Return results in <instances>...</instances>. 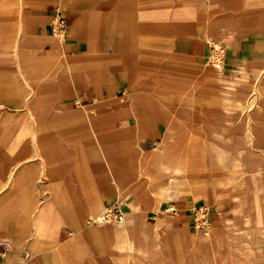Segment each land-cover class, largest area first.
<instances>
[{
    "label": "crops",
    "instance_id": "obj_1",
    "mask_svg": "<svg viewBox=\"0 0 264 264\" xmlns=\"http://www.w3.org/2000/svg\"><path fill=\"white\" fill-rule=\"evenodd\" d=\"M159 2L0 0V264H179L180 244L190 231L158 210L177 202L182 192L173 200L161 196L172 170L166 153L150 163L158 151L150 137L160 132V145L168 135L162 128L152 129V122L129 117L134 109L129 96L143 93L162 119L172 115L181 121L178 112H168L174 104L165 102L163 94L182 85L179 73L184 71L193 97L182 101L193 122L200 127L224 123V113H212L224 110L223 82L204 64H196L208 39L218 36L207 29L216 18L222 21L220 32L226 34L222 39L233 69L223 76L236 78L234 93L242 98L249 90L260 95L251 129L257 149L248 156L242 147L229 156L240 153L246 162L245 186L236 190L249 188L246 198L254 193L264 208V193L259 192L264 183L258 178L264 145L256 138L264 137V78L254 82L264 74V0H175L171 11L160 9ZM57 9L65 12L70 26L66 40L55 33ZM166 56L173 65L170 72L164 69ZM239 78L247 80L244 87ZM197 86L216 88V96L199 102ZM122 91L126 97L118 96ZM138 126L146 129L144 137L133 131ZM191 127L185 130L186 139L204 141L209 128L194 135ZM231 127L232 140L245 144L246 119L236 116ZM205 150L201 183L213 181L214 173ZM250 172L255 174L252 181L245 177ZM224 192L212 205L205 198L198 202L216 207ZM95 200L105 207L125 200L138 208L124 231L143 248L132 252V260L127 249L110 247L109 238L122 230L119 222L98 225L88 214ZM232 212L229 218L215 219L216 242L243 231L247 214L238 205ZM233 220L236 228L227 224ZM249 238L252 249H264V223H252ZM214 249L225 247L215 243Z\"/></svg>",
    "mask_w": 264,
    "mask_h": 264
},
{
    "label": "rangeland",
    "instance_id": "obj_2",
    "mask_svg": "<svg viewBox=\"0 0 264 264\" xmlns=\"http://www.w3.org/2000/svg\"><path fill=\"white\" fill-rule=\"evenodd\" d=\"M175 0H161L160 9L171 11L173 9ZM173 4L171 9H168L170 4ZM66 15V14H65ZM67 20V17H66ZM208 21H210L208 19ZM55 21V25H56ZM236 23H229L230 25H235ZM222 21L220 18H216L209 22L208 30L209 32H213L216 35L211 37V40L208 39V43L204 47L205 52L202 56H198L196 61L197 65L204 64L207 70H209L210 74L215 77V73L217 78L221 80L224 84V81L227 79L232 80L233 76H225L223 79L219 78L218 73L221 75H228L233 69L228 64L230 63L228 60L227 49L224 40L226 34H222L220 32ZM70 31V26L68 25V32ZM67 34H61L55 29L56 35L61 38L62 40H66ZM230 31L227 33L228 37L231 38L229 35ZM195 34L196 31H195ZM220 36V37H219ZM233 37V36H232ZM212 43V44H211ZM215 45L223 46L222 51H217ZM75 51H72L74 53ZM231 58V57H230ZM236 59V56H233ZM166 61L164 62L165 71L170 72L168 69L171 68V65L168 60L169 57H165ZM183 69V68H182ZM178 73V72H177ZM180 83L182 84L179 88L170 87L168 88V93L163 94V98L165 102L172 103L174 105H169L168 112L174 113L178 112L181 116V121H178L175 116H167L166 119L161 118V114H157L151 106V103L147 98L144 97L143 93H133L129 96V102L133 103V115L129 117H133L137 122L145 121V122H152L153 127L152 129L162 128L163 133L165 134L164 137H167V141L161 142L162 135L160 132L155 133L150 137L151 139V146H160V151L157 154L151 156L150 163L156 159L158 155H162L166 153L168 160L172 161V170H171V177L169 179V183L166 185H172L173 182L176 183L177 190H179L178 195L182 192L180 199L178 201H171L169 204L166 203L161 209L158 210L159 214L165 215L167 218L175 220L181 227L187 228L190 231V238L186 239V241H182L180 244V258L179 264H264V249H252V224L246 226V222L248 221V213L244 211L243 208L248 207V199L246 198V194L249 188L244 189H235L233 185H226V175L221 166L215 164V152L210 149L208 145H206L207 136L204 131V141L199 140H187L185 136V130L189 126H192V132L194 135H201V129H205V127H210L212 125L220 124L217 122H212L211 124H206L205 127H200L198 124L194 123L192 118L189 116L190 107L183 103V100L189 101L193 97L192 90L190 91L191 87L188 85L189 77H187V73L184 71H180ZM240 76V75H239ZM213 77V78H214ZM264 78V74L255 79V83L257 84ZM224 80V81H223ZM97 81V80H95ZM176 80V82H179ZM240 85L245 86L247 84V80L240 79ZM201 86V85H200ZM243 86V87H244ZM198 87V86H197ZM207 90V91H206ZM175 92V93H174ZM217 89L216 88H204L198 87L196 89L197 99L199 102H204L205 97L206 100H210L209 98L216 96ZM235 92V90H234ZM232 94L233 100L231 106L237 104L239 102L240 106L244 102V106L242 109L239 110H232L231 120L234 119L236 116L240 118L246 119V133L243 138V142L247 145L245 147L246 155L249 156L248 152L254 153L255 147L254 141L251 136V129H252V119L253 113L257 110L260 106L259 101V94L254 90H249L247 92L246 97L242 98V96L238 95L237 93ZM118 96L126 97L125 92H119ZM244 99V101L242 99ZM210 102V101H209ZM234 103V104H233ZM174 110H173V109ZM225 108V106L223 107ZM225 111L221 109H214L212 113L214 114H223ZM236 115V116H235ZM128 117V116H127ZM220 119V118H219ZM165 121V122H163ZM219 121V120H218ZM224 121V120H223ZM226 122L220 124L224 125ZM166 125V126H165ZM175 128V132L177 133L176 136H173V129ZM201 128V129H200ZM248 128V129H247ZM150 128V130H152ZM133 131H138L139 136L144 137L145 133L147 132L144 126H138ZM132 131V132H133ZM261 146L264 145V137L261 134L260 136H256ZM159 145V146H158ZM206 145V146H205ZM209 153V161L212 164V168L214 170L213 173V181L208 179L207 182L201 183L203 177L201 176L204 171L200 172V170L205 169V153L206 150ZM252 159V157H250ZM202 164L204 166H202ZM176 170H180L178 175H175ZM261 170L263 176L261 178V183H264V163L261 166ZM196 176V177H194ZM175 177V178H174ZM251 181L255 178L254 172H250L249 174L245 175ZM201 181V182H200ZM256 181V180H255ZM124 180L122 179L121 182L118 184V191L119 195H123V191L125 190L122 187ZM168 182V180H166ZM242 182V180L238 181ZM210 187L208 190L207 188ZM255 187H257L255 185ZM214 188V189H213ZM208 190V192H207ZM214 190V193H213ZM225 190L224 194L229 197L224 196L221 205H217L216 207L204 205L203 202H198L200 199L205 198L209 201V205H212L216 199L222 198L221 191ZM238 193V195H237ZM235 196H238L237 199H234ZM263 198L261 197V200ZM125 200H119V204L108 205L105 207L102 204L101 210L106 211L109 207H122L126 206L124 203ZM235 205H238L240 209V213L247 214L245 223H241V230L243 229L244 232H234L231 236H229L228 240L225 242H216L213 240L215 232L217 230V224L215 219L224 215V217L229 218L232 216L234 212L233 209ZM123 210V209H122ZM200 210H205L207 212V217L205 221V225L201 223V220L198 216ZM130 209L127 208L124 211L125 219L127 214L129 213ZM242 211V212H241ZM239 212V210L237 211ZM236 212V213H237ZM89 214V213H88ZM90 215V214H89ZM91 216V215H90ZM92 217V216H91ZM93 218V217H92ZM95 223L98 225H109L110 222H101L96 218H93ZM117 221H112V223H116ZM234 223V220L232 221ZM118 226H121L120 223H117ZM228 224V222H227ZM251 227V228H250ZM246 232V233H245ZM249 237H247V235ZM239 235V236H238ZM245 235V236H244ZM113 236V235H112ZM110 237V247L112 248L113 244V237ZM237 238H236V237ZM233 237V238H232ZM242 237V238H241ZM245 237V238H244ZM238 239V240H237ZM242 241H241V240ZM214 241V243L212 242ZM247 240V241H246ZM239 241V242H238ZM234 242V243H233ZM221 246L223 245L225 249H214V246ZM245 245V251H241L238 249L239 245ZM194 245L200 247V249H194ZM101 249V248H100ZM252 251V253L250 252ZM248 252V253H247ZM256 252V253H255ZM260 252V253H258ZM254 253V254H253ZM7 257L6 255L3 256L5 260ZM262 258V259H261ZM252 259V260H251ZM5 264V263H1ZM26 264V263H25Z\"/></svg>",
    "mask_w": 264,
    "mask_h": 264
},
{
    "label": "bare ground",
    "instance_id": "obj_3",
    "mask_svg": "<svg viewBox=\"0 0 264 264\" xmlns=\"http://www.w3.org/2000/svg\"><path fill=\"white\" fill-rule=\"evenodd\" d=\"M229 35H231V37H232L234 35V33L230 30ZM215 46H216L217 51L223 50V46H221V45H215ZM218 76L221 79H223L225 77L219 73H218ZM235 85H236V78L235 79L232 78V80L227 79L224 81V84H223V89H224L223 101L225 102L224 103L225 104L224 105L225 106V108H224L225 112L221 118H223V120L226 122V124H224V125H220V124L212 125L209 127L208 132L205 131V134L207 136L206 145H208L210 147V149L212 151H214L216 154L215 164H217L218 166H221L225 175H226L225 176L226 177V181H225L226 185L231 186L234 184V188L236 189L237 187H244L245 186V184L243 182H242L243 183L242 184V183H239L238 181L242 180V177L244 176L242 169L246 165V162L244 161V159L240 153L238 156H234V157H230L229 154L231 152H233L235 149H238V148L242 149V147L245 148V147H247V145L234 142L232 140V136H231V131H232L231 130L232 129V127H231V115H232L231 104L232 103L231 102L233 100L232 94L235 90ZM236 106H240L239 102H237ZM159 149H160V146L158 147L157 153L160 151ZM157 153H155V154H157ZM179 173H180V170H176L175 175H178ZM262 176H263L262 171L258 170L259 180L262 178ZM259 192L264 193V185L263 184L260 185ZM178 193H179V190H177L176 183L173 182L172 185H168V186L163 187L162 192H161V196L165 200H169V199L171 200L175 195H178ZM247 199H248L249 205H248L247 210H246V212L248 213V221L246 222V226H248L254 222H255V224H263L264 223V220H263L264 208H259V206H258L259 202H258L256 196L254 195V193L247 196ZM124 203L126 206H129L128 208L130 209V211L126 216V219L124 218V220L122 222H119L121 224L120 227L122 230L117 232L115 235L112 236L113 237L112 248L113 249H127L129 251V258H130L129 260H132V252L135 251V249H143V248H142V246H137L136 241L131 236H128V235L126 236L125 235L126 232H124V231L128 228V226L130 224L129 223L130 215L132 213L138 211V208L137 207L135 209L132 208V205L130 203H128V201L127 202L124 201ZM101 207H102V201L101 200H95L94 204H91L88 206V209H89L88 213L93 218H96L97 220H99L101 222H105L103 220V216H104V213L106 211L101 210ZM254 213H255V216H253ZM131 216H133V215H131ZM231 223H233V222L228 221L229 225ZM233 224H234L233 227L236 228L237 224H235V222ZM242 232H244V231H242ZM238 249H240L241 251H245L246 246L243 244L239 245ZM250 252L252 253V251H250ZM258 253H260V252H258ZM121 264H124V263H121Z\"/></svg>",
    "mask_w": 264,
    "mask_h": 264
},
{
    "label": "built area",
    "instance_id": "obj_4",
    "mask_svg": "<svg viewBox=\"0 0 264 264\" xmlns=\"http://www.w3.org/2000/svg\"><path fill=\"white\" fill-rule=\"evenodd\" d=\"M55 21L57 23L55 25V29L61 34H67L68 22L66 20V15L64 11L60 9L56 10ZM198 216L201 220V223L204 224L206 221L207 212L205 210H200ZM124 218H125L124 211L117 206L107 208L103 216V220L106 222H112V221L122 222Z\"/></svg>",
    "mask_w": 264,
    "mask_h": 264
}]
</instances>
